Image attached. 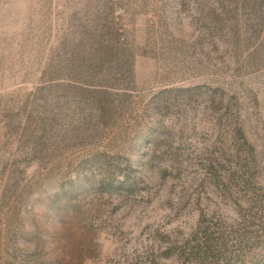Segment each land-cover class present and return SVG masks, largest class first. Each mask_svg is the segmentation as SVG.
Instances as JSON below:
<instances>
[{"label":"rangeland","instance_id":"rangeland-1","mask_svg":"<svg viewBox=\"0 0 264 264\" xmlns=\"http://www.w3.org/2000/svg\"><path fill=\"white\" fill-rule=\"evenodd\" d=\"M0 264H264V0H0Z\"/></svg>","mask_w":264,"mask_h":264}]
</instances>
